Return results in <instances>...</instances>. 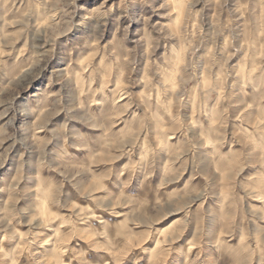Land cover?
Segmentation results:
<instances>
[{"label": "clouds", "instance_id": "1", "mask_svg": "<svg viewBox=\"0 0 264 264\" xmlns=\"http://www.w3.org/2000/svg\"><path fill=\"white\" fill-rule=\"evenodd\" d=\"M0 264H264V0H0Z\"/></svg>", "mask_w": 264, "mask_h": 264}]
</instances>
